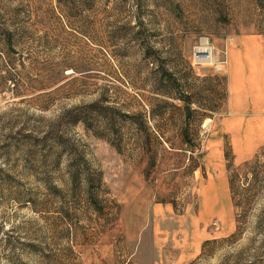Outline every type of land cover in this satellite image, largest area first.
<instances>
[{
  "label": "rangeland",
  "instance_id": "1",
  "mask_svg": "<svg viewBox=\"0 0 264 264\" xmlns=\"http://www.w3.org/2000/svg\"><path fill=\"white\" fill-rule=\"evenodd\" d=\"M256 34L264 0H0V264H264V183L246 229L229 187L264 147L229 131V49ZM92 169L96 204L71 179Z\"/></svg>",
  "mask_w": 264,
  "mask_h": 264
},
{
  "label": "crops",
  "instance_id": "2",
  "mask_svg": "<svg viewBox=\"0 0 264 264\" xmlns=\"http://www.w3.org/2000/svg\"><path fill=\"white\" fill-rule=\"evenodd\" d=\"M229 107L237 118L229 131L244 135L246 146L264 140V36L239 35L229 49Z\"/></svg>",
  "mask_w": 264,
  "mask_h": 264
},
{
  "label": "trees",
  "instance_id": "3",
  "mask_svg": "<svg viewBox=\"0 0 264 264\" xmlns=\"http://www.w3.org/2000/svg\"><path fill=\"white\" fill-rule=\"evenodd\" d=\"M178 79V78H177ZM181 81V79H179ZM163 95H167V93L163 92ZM185 102V107L188 109L187 116L194 115V109L190 108L192 104V100L190 97V93L186 89H182V91L177 95V97H173ZM189 116V117H190ZM191 118V117H190ZM188 118V120L190 119ZM183 141L189 143L190 137L188 129L185 130L183 133ZM234 166V157H231V165H230V178H229V187L232 193V198L235 199L236 195L240 194V199L238 202H234L236 208L242 209L243 213L241 217L243 226L242 229H246L245 219L247 217V212L250 208V200L249 196H247V192L254 191L258 187V185L264 183V147H262L255 156L242 163L239 168H233ZM241 167L246 168L243 172H241ZM71 179L76 184V187L79 188L81 191L83 189L85 193V198L88 203L92 200L93 204H96L97 199L96 197L100 195L101 188L104 185L103 175L100 171L89 170L88 172L84 171L79 173L78 171L73 173ZM242 188L241 193H239V189ZM98 198V197H97ZM95 208V207H94ZM248 209V210H247ZM236 221L239 222L238 215L236 216ZM237 232L232 234L235 236ZM213 240H207L202 247V254L208 244H210ZM218 241V240H216ZM201 254V255H202Z\"/></svg>",
  "mask_w": 264,
  "mask_h": 264
},
{
  "label": "built area",
  "instance_id": "4",
  "mask_svg": "<svg viewBox=\"0 0 264 264\" xmlns=\"http://www.w3.org/2000/svg\"><path fill=\"white\" fill-rule=\"evenodd\" d=\"M199 48H201V45L199 47H197L196 50H194V56H193V64H194L195 68H197V69H201V67L206 66V65H211V64H202L200 62V58H202V56H207L208 51L203 50V49L200 50Z\"/></svg>",
  "mask_w": 264,
  "mask_h": 264
},
{
  "label": "bare ground",
  "instance_id": "5",
  "mask_svg": "<svg viewBox=\"0 0 264 264\" xmlns=\"http://www.w3.org/2000/svg\"><path fill=\"white\" fill-rule=\"evenodd\" d=\"M200 50L203 49V50H210L211 48L208 47L207 45V41L205 39L202 40V46L201 48H199ZM215 57L214 55L212 54V52L209 51L208 55L207 56H202V58H200V62L202 64H210L214 61Z\"/></svg>",
  "mask_w": 264,
  "mask_h": 264
}]
</instances>
